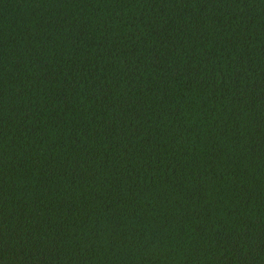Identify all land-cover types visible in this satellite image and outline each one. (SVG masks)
<instances>
[{
  "label": "trees",
  "instance_id": "obj_1",
  "mask_svg": "<svg viewBox=\"0 0 264 264\" xmlns=\"http://www.w3.org/2000/svg\"><path fill=\"white\" fill-rule=\"evenodd\" d=\"M0 264H264V0H0Z\"/></svg>",
  "mask_w": 264,
  "mask_h": 264
}]
</instances>
